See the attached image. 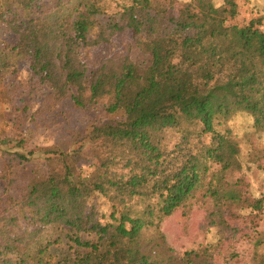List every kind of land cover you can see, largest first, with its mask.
Masks as SVG:
<instances>
[{
  "label": "trees",
  "instance_id": "trees-1",
  "mask_svg": "<svg viewBox=\"0 0 264 264\" xmlns=\"http://www.w3.org/2000/svg\"><path fill=\"white\" fill-rule=\"evenodd\" d=\"M102 1L0 3V87L17 66L10 56H22L30 69L26 92L40 100L39 114L51 116L69 101L111 117L90 132L98 150L89 177L76 174L73 155L51 152L62 170L6 181L0 264H213L209 247L174 255L160 224L188 212L194 200H215L201 177L211 169L240 170L230 122L247 115L264 132V0H130L95 30ZM244 4L258 14L240 24ZM117 36L124 38L122 55L89 71L82 52ZM179 76L184 83L174 85ZM239 180L224 198H245ZM245 201L253 209L263 203ZM52 228L88 251L46 262L56 257Z\"/></svg>",
  "mask_w": 264,
  "mask_h": 264
},
{
  "label": "rangeland",
  "instance_id": "rangeland-1",
  "mask_svg": "<svg viewBox=\"0 0 264 264\" xmlns=\"http://www.w3.org/2000/svg\"><path fill=\"white\" fill-rule=\"evenodd\" d=\"M214 2L220 4L222 0ZM101 4L104 11L94 17L95 30L106 26L115 13L131 2L103 0ZM77 10L73 9L72 13H77ZM256 14L247 11L244 4L239 23L243 24L246 18L249 20ZM125 38L130 39V35ZM123 40L122 36H117L109 45L84 50L82 59L89 71L95 68L100 59L122 55L125 51ZM10 60L17 66L12 77L4 80L0 87V192L6 189L7 180L18 177V182L22 183L62 170V159L56 155L54 157L51 152L73 155L71 161L77 168L76 174L82 178L89 177L95 170L98 150L97 145L90 141V132L94 125L110 122L111 117L103 109H76L69 101L51 116L39 114L37 106L40 100L26 92V79L30 73L28 62L14 54ZM185 79L179 76L174 85H182ZM229 127L240 140V170L222 175L215 174L211 169L201 176L206 189L215 194V200L208 197L194 200L188 212L179 210L164 219L160 231L170 251L178 257L191 250L209 247L213 264H264V132L257 131L253 127V120L247 115H239L229 123ZM22 155L28 161H22ZM50 157L54 159L50 160ZM238 179L239 190L245 198L242 201L224 198L223 192ZM246 198L250 199V203L263 200L261 208L247 207ZM98 206L101 211L108 212L104 198L98 199ZM216 208L223 211L222 218L213 213ZM49 232L54 239L52 252L56 257H52V260L47 257L46 262L73 258L79 252L88 251L76 246L57 229L52 228Z\"/></svg>",
  "mask_w": 264,
  "mask_h": 264
}]
</instances>
